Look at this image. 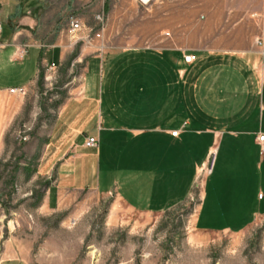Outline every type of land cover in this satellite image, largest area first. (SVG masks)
Listing matches in <instances>:
<instances>
[{
  "label": "crops",
  "instance_id": "obj_1",
  "mask_svg": "<svg viewBox=\"0 0 264 264\" xmlns=\"http://www.w3.org/2000/svg\"><path fill=\"white\" fill-rule=\"evenodd\" d=\"M228 1L216 0L222 3L217 10L222 20L235 15L236 24L206 29L215 42L187 49L194 61L187 62L186 92L185 80L183 90L176 91L173 49L129 47L87 55L83 48L73 54L71 17L93 23L95 13L109 11L112 0H0V106L12 107L6 124L28 112L52 63L61 73L72 57L71 65L77 59L81 69L67 82L77 92L76 102L66 100L55 119L56 129H62L57 139L47 142L34 133L26 143L30 150H50L3 159L15 178L46 181L42 189L31 190L24 209L37 215L34 224L58 217L63 229L70 219L83 241L95 233L96 219L81 223L91 214L112 227L118 205L132 213L170 211L189 200L209 161L195 228L205 234L237 231L264 221V153L257 141L264 132V29L257 44L255 28L239 27L240 20H252L247 14L253 10L264 19V0H230L238 7L227 17L223 4ZM214 13L207 14L211 25ZM196 68L198 92L191 89ZM15 87L29 93L14 100L10 89ZM174 130L179 136L171 134ZM89 136L98 137V146L84 145ZM59 243L45 240L44 251L48 245L56 251L50 260L44 251L33 255L30 249L0 264H62ZM117 264L136 261L123 255Z\"/></svg>",
  "mask_w": 264,
  "mask_h": 264
},
{
  "label": "rangeland",
  "instance_id": "obj_2",
  "mask_svg": "<svg viewBox=\"0 0 264 264\" xmlns=\"http://www.w3.org/2000/svg\"><path fill=\"white\" fill-rule=\"evenodd\" d=\"M207 1L112 0L109 11L96 12L94 22L90 25L98 29L95 16L106 14L104 36L105 51L108 53L129 47L173 49L170 59L177 63L175 62L174 68L171 67V74L179 79L176 91L183 90L185 80L184 90L187 92L186 55H193L187 49L189 52L197 51L215 42V35L207 34L206 29L216 30L223 24L227 27L236 24L235 15L231 19L228 16L237 9L238 4L230 0L223 4L228 18L222 20L217 10L218 7L222 8V3ZM239 7L241 9L244 5L239 4ZM209 12H215L212 25L211 21H207ZM247 16L255 24L252 20H240L239 27L245 30L255 28L256 43L261 44L263 41L258 36L264 29L263 14L253 10ZM240 41L242 43V38ZM71 45L74 48L73 54L83 48H87V55L97 53L94 48L84 47L81 43L72 42ZM71 58L68 64L63 65L61 73L58 69L57 78H51V70L44 75L41 84H37L34 89L38 97H31L28 112L16 118L12 124L5 123L12 107L0 106V261L2 258L21 255L30 249L33 255H38L44 251L45 240H58V243L62 241L61 251H58L62 264H117L123 255L129 259L133 257L136 264H264V221H256L237 231L205 234L195 228V208L209 174L211 161L199 171L189 200L170 211L156 214L132 213L118 205L119 217H116L115 226L112 227L105 226V221L98 220L94 218L95 214H91L88 220L81 223L91 224L96 219V226L93 227L95 233L83 241L79 228L70 219H67L63 229L59 227L58 217L47 220L41 217L40 222L33 223L32 220H37L38 217L24 211L29 205L27 199L31 197V190L42 189L41 185L46 181L40 178L35 181L15 178L12 165L10 168L6 167L3 159H20L29 156L30 151L33 155L37 153L43 156L50 150L46 147L30 150L26 143L30 142L34 133H40L47 142L55 141L62 131L56 129L54 122L66 100L71 98L72 102H76L74 97L77 92L67 82L81 72V69L78 68L79 72L77 69V59L71 65ZM179 61H184L185 64ZM193 61L188 63L191 65ZM190 75L194 82L191 89L198 92L200 69L196 68ZM28 93L26 89L25 93L13 95V99L17 100ZM41 103L45 104L42 106L43 112L39 110ZM25 136L27 139L23 138ZM66 216L65 214L64 217L67 218ZM50 247L48 245V249L44 251L48 260L56 255V251Z\"/></svg>",
  "mask_w": 264,
  "mask_h": 264
},
{
  "label": "built area",
  "instance_id": "obj_3",
  "mask_svg": "<svg viewBox=\"0 0 264 264\" xmlns=\"http://www.w3.org/2000/svg\"><path fill=\"white\" fill-rule=\"evenodd\" d=\"M95 23L96 26L99 27L98 29L93 25L87 24L80 20L78 17H71L70 26L68 29V34L71 37V40L75 44L81 43L84 47L94 48V52L96 54H102L105 52L106 48V40L104 36V32L107 26V18L105 13H101L95 16ZM26 51L23 48L22 52ZM193 55H186V61L192 62L194 59ZM49 70L52 71L51 78H57V69L56 64L52 63L49 66ZM25 87H15L11 88V93H25ZM173 136H179L180 131L174 130L171 133ZM27 139V137H23ZM257 141L260 145L261 151L264 152V132H259L257 135ZM99 139L97 136H89L85 139L84 145L88 148H94L98 146ZM260 197H263V194H260Z\"/></svg>",
  "mask_w": 264,
  "mask_h": 264
}]
</instances>
